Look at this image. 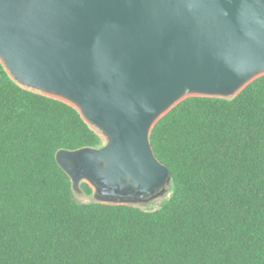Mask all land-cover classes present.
<instances>
[{
  "label": "trees",
  "instance_id": "trees-1",
  "mask_svg": "<svg viewBox=\"0 0 264 264\" xmlns=\"http://www.w3.org/2000/svg\"><path fill=\"white\" fill-rule=\"evenodd\" d=\"M149 142L171 176L158 209L77 203L56 153L103 139L0 63V264H264V76L184 99Z\"/></svg>",
  "mask_w": 264,
  "mask_h": 264
},
{
  "label": "water",
  "instance_id": "water-1",
  "mask_svg": "<svg viewBox=\"0 0 264 264\" xmlns=\"http://www.w3.org/2000/svg\"><path fill=\"white\" fill-rule=\"evenodd\" d=\"M0 63L101 136L58 150L72 190L145 201L170 183L152 127L186 98L235 97L264 76V0H0Z\"/></svg>",
  "mask_w": 264,
  "mask_h": 264
},
{
  "label": "rangeland",
  "instance_id": "rangeland-1",
  "mask_svg": "<svg viewBox=\"0 0 264 264\" xmlns=\"http://www.w3.org/2000/svg\"><path fill=\"white\" fill-rule=\"evenodd\" d=\"M170 194H171V183H168L164 186V188L159 194L145 201H134V202L126 201V202H122V204L131 205V206L138 207L140 209L147 210V211H152V210L158 209L163 204V202L170 196ZM72 195H73V199L77 203H80V204L89 203V202H102V203L117 204V202L112 201V200L105 201V200L99 199L95 195L94 192L91 196L88 197L82 192V190L80 189V186L72 190Z\"/></svg>",
  "mask_w": 264,
  "mask_h": 264
}]
</instances>
